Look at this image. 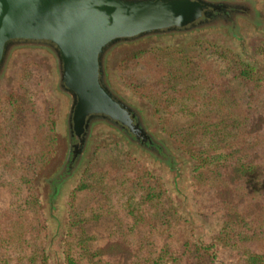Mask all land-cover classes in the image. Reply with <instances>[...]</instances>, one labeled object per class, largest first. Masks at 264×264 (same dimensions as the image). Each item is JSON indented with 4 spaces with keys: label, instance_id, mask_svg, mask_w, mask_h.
<instances>
[{
    "label": "trees",
    "instance_id": "16d2710c",
    "mask_svg": "<svg viewBox=\"0 0 264 264\" xmlns=\"http://www.w3.org/2000/svg\"><path fill=\"white\" fill-rule=\"evenodd\" d=\"M256 50L257 58L248 60L226 43L195 38L132 56L156 72L153 92L132 86L149 96L154 117L191 160V193L208 191L219 213L211 234L196 223L188 231L164 176L129 154L116 167L90 162L83 168L68 196L64 231L49 245L50 225L34 179L60 143L59 110L41 86L43 76L20 72L19 84L0 97V174L7 176L0 183L11 193L0 209V264H264V39ZM235 80L248 89L244 105ZM42 94L49 102L44 112ZM31 117L37 119L32 130L24 127ZM80 191L114 203L112 213L125 226L115 227L109 241L98 242L88 224L105 215L102 207L90 218L76 209Z\"/></svg>",
    "mask_w": 264,
    "mask_h": 264
},
{
    "label": "water",
    "instance_id": "95a60500",
    "mask_svg": "<svg viewBox=\"0 0 264 264\" xmlns=\"http://www.w3.org/2000/svg\"><path fill=\"white\" fill-rule=\"evenodd\" d=\"M251 10L247 0H0V73L21 47L37 46L55 60L68 146L52 182L63 185L77 173L90 130L100 122L160 155L138 107L109 82L112 52L151 39L225 32Z\"/></svg>",
    "mask_w": 264,
    "mask_h": 264
},
{
    "label": "rangeland",
    "instance_id": "374dc122",
    "mask_svg": "<svg viewBox=\"0 0 264 264\" xmlns=\"http://www.w3.org/2000/svg\"><path fill=\"white\" fill-rule=\"evenodd\" d=\"M250 7H252L253 15H245L237 17L234 26L226 25V31H209L194 36L178 38L171 37L165 39H151L144 41L136 45L127 47H119L112 52L109 58L106 68L109 82L113 88L121 94L126 100L135 104L140 111L143 122L145 123L149 132L156 143L159 145L162 142L164 145L163 151L167 154L170 152L173 154V158L163 157L155 154L153 151L145 148L144 146L128 139L121 130L114 125L100 122L95 124L90 130L87 143L84 149V156L78 158V167L75 171L77 173L69 178L63 185L62 182L53 183L52 179L60 171L63 163L64 156L67 151L68 141L63 126V117L65 110V101L58 94V90L55 85V60L50 52L40 50L37 46L21 47L13 52L6 65L5 70L0 73V97L9 96L12 89H14L20 82L19 73H27L29 69H33V73H39L43 76L41 86L45 91H48L51 95V99L54 100V104H57L58 115V136L60 137V143L56 152L52 155L50 162L40 171L35 177L34 182L39 196L42 200V209L45 211L48 218V224L50 225L47 241L50 244H55L65 227V219L67 217L68 198L70 191L75 187L83 168L90 162L95 165H106L107 167L117 166L118 164L127 163L126 159L131 155L137 157L140 161L145 163L151 171L164 176L168 183V188L176 198L177 204L180 205L181 215L183 217V224L188 231L190 230V224L196 223L203 224L205 230L212 233L215 222L218 221L219 213L212 205V200L208 196L209 192L200 193L196 196L195 189L190 182V164L191 160L185 155L173 139L169 136L156 118L153 115V109L150 105V98L146 93H140L132 86L133 83H140L143 87L148 86L149 91L153 92V89H157L156 85H149L153 78L156 76V72H151L148 68V63L145 60L133 59V54L138 49L151 48L161 44H175L182 45L192 39L207 38L208 40H214L226 43L233 47L238 53L242 54L248 60L256 59V49L261 41L264 39V0H247ZM233 27V28H232ZM133 56V57H132ZM234 85L237 88V98H240L241 102L246 104L248 100V89L239 80H235ZM184 83H179V86L183 87ZM10 90V91H9ZM39 106L42 107L43 112L47 110L49 102L45 99V95L42 94ZM56 107V106H55ZM37 119L31 117L26 120L24 127L26 129L33 128ZM177 123L179 121L177 120ZM174 124H176L174 122ZM186 124V120H181V126ZM23 142V139H22ZM24 143L19 146L22 148ZM148 145V144H146ZM151 147V145H148ZM156 147V146H155ZM13 148V147H12ZM170 151V152H168ZM172 156V155H171ZM120 161H119V160ZM3 172V171H1ZM5 174V173H4ZM7 177V176H6ZM0 174V182L2 178H6ZM109 186L115 193V183L108 181ZM194 192V193H191ZM193 197H190V196ZM188 197V199H186ZM11 193L8 185L0 183V209L8 205ZM77 210H82L87 218L92 217L90 214L97 208H103L105 215L99 222L91 219L89 220V227H92V232L98 236V242H106L110 237H113L115 227L125 226L117 220V212L114 203L106 201L97 192L80 191L76 194L75 200ZM106 204V205H105ZM107 206V207H106ZM111 211V212H110ZM110 212V213H109ZM198 213V217L193 220L191 217L185 216L192 213ZM45 216V217H46ZM184 216L187 217L184 222ZM127 224V223H126ZM199 227H202L200 225ZM140 230V228H139ZM111 233V235L109 234ZM196 234L198 232L196 231ZM185 236H188L187 234ZM109 241V240H108ZM48 245V244H47ZM56 249V247H55ZM57 250V249H56Z\"/></svg>",
    "mask_w": 264,
    "mask_h": 264
}]
</instances>
